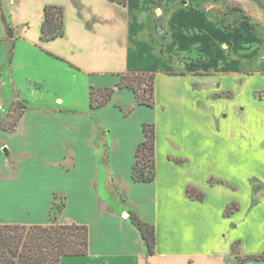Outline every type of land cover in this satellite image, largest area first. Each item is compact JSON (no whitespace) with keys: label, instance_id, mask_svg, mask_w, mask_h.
Instances as JSON below:
<instances>
[{"label":"crops","instance_id":"0c3cea01","mask_svg":"<svg viewBox=\"0 0 264 264\" xmlns=\"http://www.w3.org/2000/svg\"><path fill=\"white\" fill-rule=\"evenodd\" d=\"M33 1L0 2V223L51 224L59 198V223L89 227L88 254L61 264H264L239 259L264 254V0ZM47 4L66 29L42 41ZM123 73H155L154 106ZM71 85L89 104L69 105ZM145 123L148 182L133 178ZM132 214L155 226L153 254Z\"/></svg>","mask_w":264,"mask_h":264},{"label":"trees","instance_id":"16d2710c","mask_svg":"<svg viewBox=\"0 0 264 264\" xmlns=\"http://www.w3.org/2000/svg\"><path fill=\"white\" fill-rule=\"evenodd\" d=\"M126 4L127 0H113ZM65 9L61 5L47 4L41 27V40L49 41L65 35ZM9 36L13 27L7 25ZM155 73H123L117 83L119 88L134 90L139 104L155 105ZM116 87L92 88L91 106L102 107L112 98ZM148 92V94H147ZM256 95L264 97V89ZM146 138L136 149V163L133 178L136 181H153L156 178L155 126L145 123ZM191 196L201 198L195 188L189 189ZM232 207V206H231ZM61 210V209H60ZM133 223L140 229L150 254L155 252L156 229L136 214L131 215ZM89 252V227L76 222L51 223L48 225H26L0 223V264H61L63 256H84ZM240 260H264V254L239 257Z\"/></svg>","mask_w":264,"mask_h":264},{"label":"rangeland","instance_id":"374dc122","mask_svg":"<svg viewBox=\"0 0 264 264\" xmlns=\"http://www.w3.org/2000/svg\"><path fill=\"white\" fill-rule=\"evenodd\" d=\"M1 1H3V3H7V1H9V0H0V2ZM12 1L14 2V1H20V0H12ZM31 1H33V0H31ZM58 1H64V0H58ZM8 25H10V24L8 23ZM76 83H78V81ZM80 83H81V81H80ZM81 86H83V82L81 83ZM67 91L70 94V97L72 96V98L69 100V105H72L73 102H79L80 103V101H82L85 105L89 104L88 96H87V94L86 95L84 94V91L82 88L77 89L75 87V85H73V86L71 85V86H69V89ZM147 94H148V92H147ZM80 105L82 107L83 104L80 103ZM17 106L18 105H16L15 108H17ZM15 108L13 107V109H12V111H13L12 116L17 115L18 114L17 112H20L22 110V108L19 107L18 111H16ZM217 181H219V180L215 179V178L211 179V182L213 184L218 183ZM255 188H256L255 194H258L264 190V185L259 183V182H256ZM241 201L244 202V199L241 198ZM63 204H64V201L59 199V198L55 201V204L53 206V213H52V219H53L52 223L58 222V216H59L58 214H59V211L62 208Z\"/></svg>","mask_w":264,"mask_h":264},{"label":"built area","instance_id":"2783aa9c","mask_svg":"<svg viewBox=\"0 0 264 264\" xmlns=\"http://www.w3.org/2000/svg\"><path fill=\"white\" fill-rule=\"evenodd\" d=\"M4 107H5V103H4V101H3L2 96L0 95V110H3Z\"/></svg>","mask_w":264,"mask_h":264}]
</instances>
